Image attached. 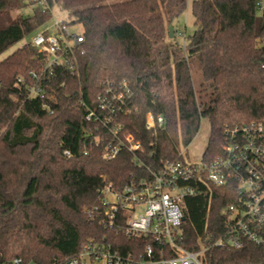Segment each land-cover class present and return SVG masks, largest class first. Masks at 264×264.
<instances>
[{"label": "trees", "instance_id": "obj_1", "mask_svg": "<svg viewBox=\"0 0 264 264\" xmlns=\"http://www.w3.org/2000/svg\"><path fill=\"white\" fill-rule=\"evenodd\" d=\"M32 3L31 14L8 22L13 9ZM188 4L195 29L183 45L170 38L169 27ZM54 5L68 10V24L83 27L78 73L59 72L49 84L50 98H29L17 78L29 82L30 72L41 68L38 48L23 44L0 60V262L22 257L48 264L76 254L90 239L131 243L100 222L106 184L121 190L184 158L203 117L210 123L203 161L221 153L228 129L264 123V10L258 0H0V54L49 20ZM193 60L203 76L201 94ZM124 81L129 112L115 120L142 148L125 147L106 159L86 115L108 86L121 90ZM148 112L162 114L164 125L148 127ZM211 188L207 213L201 199L188 202L182 232L191 250L223 233L225 207L235 200L234 187ZM203 260L264 264V247L211 245Z\"/></svg>", "mask_w": 264, "mask_h": 264}, {"label": "built area", "instance_id": "obj_2", "mask_svg": "<svg viewBox=\"0 0 264 264\" xmlns=\"http://www.w3.org/2000/svg\"><path fill=\"white\" fill-rule=\"evenodd\" d=\"M258 3L264 10L263 0ZM83 41V30L73 31L65 19H56L52 29L33 36L28 43L42 54L41 68L30 72L29 82L22 76L17 78L27 97L50 98L49 84L59 72L78 73ZM121 86V90L108 86L99 96L97 107H88L86 115L96 124L94 141L102 146L106 159L116 157L125 147L131 151L142 148L133 134L115 120L129 112L126 98L130 89L126 81ZM44 107L50 109L47 103ZM146 122L148 127H161L165 118L148 112ZM65 154L71 155L69 150ZM227 185L235 188V200L225 207L223 233L197 250L185 247L182 224L188 202L201 199L207 213L215 195L211 187ZM102 192L100 222L108 230L131 239V243L116 240L113 245L106 239H90L76 254L48 264H205L203 254L211 245L240 249L252 243L264 247V123L228 129L221 153L209 161H167L150 179L121 190L106 184ZM199 232L201 238L203 229ZM0 264L38 263L15 257Z\"/></svg>", "mask_w": 264, "mask_h": 264}, {"label": "rangeland", "instance_id": "obj_3", "mask_svg": "<svg viewBox=\"0 0 264 264\" xmlns=\"http://www.w3.org/2000/svg\"><path fill=\"white\" fill-rule=\"evenodd\" d=\"M264 2V0H263ZM34 5L28 4L22 8H16L11 11V19L8 21L9 23L17 21L22 17L29 15L33 12ZM260 12V11H259ZM56 19H65L68 20V10L61 9L59 6L54 5L52 8V16L49 20L42 23L38 28L30 32L26 37L8 48L5 52L0 54V60L8 56L12 53L15 49L22 46L23 44H28V42L35 36L37 33L42 32L46 29H52L53 24L55 23ZM174 36L170 37L175 38L177 37L178 40L184 45L186 42V38L189 34L193 33L195 29L194 25V16L191 13L190 4H188L187 9L180 15V17L175 21L174 24ZM71 29L76 32H82L83 27L80 24H72ZM191 71L193 75L194 85L198 92L201 94L203 91L202 87V72L199 68V65L196 60L191 62ZM210 134V123L207 118L201 119V125L198 133L189 144L184 154V159L188 161H201L203 159V155L208 144ZM199 231L202 229L199 227Z\"/></svg>", "mask_w": 264, "mask_h": 264}, {"label": "water", "instance_id": "obj_4", "mask_svg": "<svg viewBox=\"0 0 264 264\" xmlns=\"http://www.w3.org/2000/svg\"><path fill=\"white\" fill-rule=\"evenodd\" d=\"M169 36L170 37L174 36V26L173 25H170V27H169ZM39 56L42 57V54L39 53Z\"/></svg>", "mask_w": 264, "mask_h": 264}]
</instances>
